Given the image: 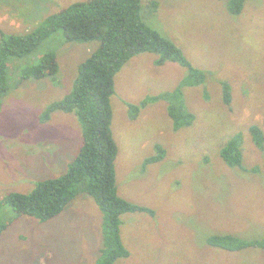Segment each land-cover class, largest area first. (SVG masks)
Returning <instances> with one entry per match:
<instances>
[{
	"label": "rangeland",
	"instance_id": "374dc122",
	"mask_svg": "<svg viewBox=\"0 0 264 264\" xmlns=\"http://www.w3.org/2000/svg\"><path fill=\"white\" fill-rule=\"evenodd\" d=\"M84 0H0V39L35 30L51 14ZM157 5L153 7L152 3ZM228 0H140L142 20L178 45L205 73L185 85L182 98L194 114L189 126L174 129L166 102L128 106L171 91L186 70L173 62L156 65L155 54L132 57L114 76L112 134L118 196L149 212L121 215L120 238L128 257L114 264H264V248L230 251L206 238L232 234L264 237V142L257 147L249 126L264 134V0H247L234 15ZM98 41L67 42L61 28L31 52L6 59L7 93L0 99V264H94L101 247L102 213L79 192L55 217L40 222L2 203L9 192H29L39 180L61 175L82 142L76 115L42 113L68 94L79 64ZM53 52L54 77L23 79V68ZM231 102L221 97V82ZM206 95V96H205ZM242 135V167H230L219 149ZM163 148L161 159L145 163ZM145 163V164H144Z\"/></svg>",
	"mask_w": 264,
	"mask_h": 264
},
{
	"label": "trees",
	"instance_id": "16d2710c",
	"mask_svg": "<svg viewBox=\"0 0 264 264\" xmlns=\"http://www.w3.org/2000/svg\"><path fill=\"white\" fill-rule=\"evenodd\" d=\"M247 0H228L230 13L239 14ZM157 5L156 1L152 3ZM61 28L67 42L98 41L97 47L82 61L77 69L71 91L61 100L53 102L42 113V121L51 112L59 110L74 113L80 122L82 142L67 169L59 176L39 180L26 193L9 192L2 203L16 214L32 216L40 222L57 216L79 192L91 196L102 213L101 247L94 264H114L119 258L129 256L120 238L121 215L126 212H149L144 206L132 204L117 193L114 162L117 144L111 128L114 94V76L135 55L155 54L158 66L173 62L186 70L182 81L171 91H164L146 98L138 105L128 106L131 119L138 110L150 102L164 100L173 128L189 126L194 120L182 98L185 85L204 83L205 73L187 59L182 49L157 30L146 24L140 15V0H84L77 1L45 18L35 30L27 34H11L0 39V99L7 93L6 59L23 56L36 48L42 40ZM58 63L53 52L45 53L40 61L23 68V79L54 77ZM221 84V99L231 102L230 85ZM206 96V95H205ZM254 144L262 148L264 134L261 128L249 126ZM242 135L235 133L219 149L220 157L230 167H242ZM157 154L145 163L161 159L163 148L155 145ZM144 163V164H145ZM9 223L0 219V234ZM208 244L230 250L247 247L264 248V237L242 238L232 234H214L206 238Z\"/></svg>",
	"mask_w": 264,
	"mask_h": 264
}]
</instances>
